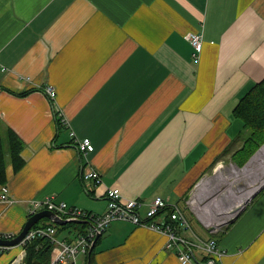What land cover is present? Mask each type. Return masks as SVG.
Instances as JSON below:
<instances>
[{"label": "crops", "instance_id": "1", "mask_svg": "<svg viewBox=\"0 0 264 264\" xmlns=\"http://www.w3.org/2000/svg\"><path fill=\"white\" fill-rule=\"evenodd\" d=\"M188 32L203 36L196 59ZM262 79L264 0H0V120L23 141L22 166L8 161L0 181L9 190L0 235L18 233L31 202L50 196L100 214L107 187L139 199L141 216L155 196L190 208L198 180L239 147L233 108ZM61 115L68 124L57 125ZM70 129L93 149L82 153ZM91 169L101 183L82 178ZM193 213L204 234L186 217L176 223L185 239H216L221 264H264V186L216 232ZM164 218L167 211L155 220ZM97 239L94 264H182L166 236L146 226L115 220ZM7 250L0 264L24 248Z\"/></svg>", "mask_w": 264, "mask_h": 264}, {"label": "built area", "instance_id": "2", "mask_svg": "<svg viewBox=\"0 0 264 264\" xmlns=\"http://www.w3.org/2000/svg\"><path fill=\"white\" fill-rule=\"evenodd\" d=\"M185 37L192 44V57L196 59L202 49L203 36L200 32H188ZM44 91L48 98L53 102L56 96L55 90L46 86ZM60 121L63 124H68L66 119L61 115ZM72 139L77 143L78 149L86 154L93 149L88 138L76 139L75 133L70 129ZM82 178L86 181L93 180L96 184L101 183V175L95 169L88 170L82 174ZM107 207L100 213H92L83 209L68 206L64 201L53 202L51 199L45 201L34 200L31 202L29 212L34 213L41 206L59 213L67 219H81L87 221L85 230L79 233L72 242L61 241L53 237L54 229L50 226L37 225L31 227L20 244L30 242L35 237H50L54 246L50 251V260L48 264H77V258L80 254H86L96 236L115 220H123L136 225L147 226L155 229L166 236L164 246L168 248H176V253L179 261L182 264H202L200 260L194 257L191 248L196 245L205 255V264H221L222 257L225 255V250L213 238H208L197 243H189L190 241L181 236L176 230L177 221L186 225V218L176 203H168L161 196H155L146 210L145 216H141L138 212L142 202L137 198H125L122 196L117 187L106 188ZM0 199L9 201L8 189L6 186L0 187ZM162 211H167L169 221L165 218L162 221L155 220V217ZM236 214V213H235ZM234 214V215H235ZM233 215V216H234ZM232 216V217H233ZM8 236H12L8 234ZM0 245V254L4 249ZM24 253L21 251L19 255L13 258L8 264H25Z\"/></svg>", "mask_w": 264, "mask_h": 264}, {"label": "rangeland", "instance_id": "3", "mask_svg": "<svg viewBox=\"0 0 264 264\" xmlns=\"http://www.w3.org/2000/svg\"><path fill=\"white\" fill-rule=\"evenodd\" d=\"M263 145L264 143L254 152L250 159L247 160L244 166L241 167L237 166L231 159V155L225 156L227 153L222 152L217 158L225 156L223 164L216 168V165H218V163H216L198 180V182L201 181L199 187L195 185L196 187L193 188L191 198L187 205L205 218L207 223L209 222L208 227H206L207 229L212 231L221 229L228 223V220L237 211H241L264 186V170L261 167L260 160L257 161V158H254L255 154H257ZM201 184H204L202 189H200ZM252 190V194L246 198L248 195L247 193ZM241 197L246 199L241 201L239 207L229 212L238 204L242 199ZM185 202L186 200L181 198L180 205L177 204L187 217L190 226L197 232L204 234V227L199 223L193 210L191 211L190 208H186V205H184ZM43 219H46V217L40 220ZM15 246L18 245L10 246V248ZM7 253L8 250H5L4 253L1 254L2 256H0L3 257ZM81 259L79 257V264Z\"/></svg>", "mask_w": 264, "mask_h": 264}, {"label": "trees", "instance_id": "4", "mask_svg": "<svg viewBox=\"0 0 264 264\" xmlns=\"http://www.w3.org/2000/svg\"><path fill=\"white\" fill-rule=\"evenodd\" d=\"M232 113L234 117L241 120L242 128L238 134L239 147L230 155L237 166L241 167L264 143V79L255 82L245 91L233 108ZM56 121L59 126L61 123L59 117L56 118ZM22 148L23 141L21 138L12 129L4 127L0 120V181H3L4 167L8 161L12 163L15 169L22 166L23 160L20 155ZM229 151L226 148L224 152ZM68 224H56L58 231L68 227L82 226L74 221H70ZM48 241L46 237L38 236L28 242L23 251L25 264H33L34 261L37 264H47L52 249V245ZM88 260L89 255L86 257L85 264L88 263ZM88 264H94L93 260L91 259Z\"/></svg>", "mask_w": 264, "mask_h": 264}, {"label": "bare ground", "instance_id": "5", "mask_svg": "<svg viewBox=\"0 0 264 264\" xmlns=\"http://www.w3.org/2000/svg\"><path fill=\"white\" fill-rule=\"evenodd\" d=\"M245 129V128H244ZM239 136V135H238ZM216 158V157H215ZM254 158H257V161L258 160H260V164H261V167L263 168V170H264V145L260 148V150L257 152V154H255V156H254ZM200 184V183H199ZM1 186H6V185H0V187ZM7 187V186H6ZM7 189H8V187H7ZM252 192H253V190L252 191H250V192H246L248 195L246 196V198H248L251 194H252ZM245 193V194H246ZM227 194V193H226ZM244 194V195H245ZM8 196H9V190H8ZM243 196V195H242ZM140 198V197H139ZM242 198V197H241ZM246 198H242L239 202H238V204L237 205H235V207L234 208H232L229 212H232L233 211V209H235V208H237V207H239L240 206V203H241V201L242 200H244V199H246ZM46 199H51L52 201H53V199H52V197L50 196V197H46L44 200H41V201H45ZM53 202H55V201H53ZM57 203V202H56ZM30 207H31V205L29 206V208H28V210H27V213H28V216H31V215H33V214H35V213H37V212H39V211H41V210H48V211H51L55 216H57L58 218H60V219H63V220H66V221H68L67 222V224L70 222V221H74V222H77V223H80L82 226H81V228L80 229H78V231L73 235V236H62V237H60V235L58 234V229H57V225L56 224H58V223H56V222H54L53 220H51L50 218H48V219H50L51 220V222L50 223H47V224H43L44 226H50V227H52L53 229H54V232L52 233L53 234V237H55L56 239H58V240H61V241H67V242H72V241H74L75 240V238H76V236L79 234V233H81V232H83L84 230H85V227L87 226V221H85V220H81V219H67V218H65V217H63V216H61L59 213H57V212H55V211H53V210H50V209H47L45 206H41L39 209H37L34 213H30L29 212V210H30ZM70 207H72V206H70ZM74 208H77V207H74ZM80 209V208H79ZM93 211V210H92ZM89 212H91V211H89ZM240 212V211H239ZM238 211L236 212V214L233 216V217H231L229 220H228V222L231 220V219H234L237 215H238V213H239ZM92 213H94V212H92ZM97 214V213H96ZM185 216V215H184ZM47 218V217H46ZM185 218H186V216H185ZM42 219V218H41ZM169 219V218H168ZM170 220V219H169ZM168 220V221H169ZM123 221V220H122ZM178 222V221H177ZM186 222H187V219H186ZM202 223V222H201ZM209 223V222H208ZM133 224V223H132ZM69 225V224H68ZM108 227V226H107ZM106 227V228H107ZM147 227V226H146ZM77 228V227H76ZM79 228V227H78ZM105 228V229H106ZM149 228V227H148ZM103 232V231H102ZM101 232V233H102ZM100 233V234H101ZM100 234H98L97 236H96V238H95V240H94V242L92 243V245L90 246V248L88 249V251L86 252V254H80L79 256H78V258H77V264H79V257H80V259H81V257L83 256V257H87V255H89V260L91 261V259L94 261V258H93V254H94V252L92 253V250H93V247H94V244H95V242H96V240H98L97 239V237H99L100 236ZM0 237H2V238H11V236H8V235H0ZM44 237H46V236H44ZM49 241L48 242H50V244L52 245V247L54 246V243L52 242V240H51V238L50 237H46ZM214 239V238H213ZM215 241H216V239H214ZM200 241H202V240H200ZM217 242V241H216ZM189 243H192V241H190ZM218 243V242H217ZM27 244H28V242H26V243H24V244H20L19 243V245H21L24 249H26L25 247L27 246ZM1 246H3V247H8L7 245H1ZM92 248V250H91V252H90V254H88L89 253V250ZM22 249V248H21ZM6 249H4V251H5ZM24 251V250H23ZM51 251V250H50ZM205 256V255H204ZM195 257V256H194ZM34 259V258H33ZM88 260V263H90V261ZM84 261H82V263H83ZM96 262V261H95ZM204 262H205V260H204ZM87 263V264H88ZM47 264H48V262H47ZM190 264V263H189Z\"/></svg>", "mask_w": 264, "mask_h": 264}, {"label": "water", "instance_id": "6", "mask_svg": "<svg viewBox=\"0 0 264 264\" xmlns=\"http://www.w3.org/2000/svg\"><path fill=\"white\" fill-rule=\"evenodd\" d=\"M43 217L50 218L51 220H53L54 222H56L58 224H65L68 222L66 220L58 218L51 211L41 210V211L29 216L27 218V220L25 221L22 229L13 237H11V238L0 237V245H7V246L18 245L21 242V240L23 239V237L25 236V234L27 233V231ZM91 250H92V248L89 250L88 254H90ZM33 264H37L36 261H34Z\"/></svg>", "mask_w": 264, "mask_h": 264}]
</instances>
